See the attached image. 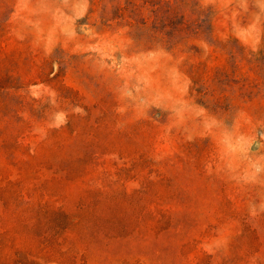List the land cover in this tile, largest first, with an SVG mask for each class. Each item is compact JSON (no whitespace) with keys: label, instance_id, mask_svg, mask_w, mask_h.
Listing matches in <instances>:
<instances>
[{"label":"rangeland","instance_id":"374dc122","mask_svg":"<svg viewBox=\"0 0 264 264\" xmlns=\"http://www.w3.org/2000/svg\"><path fill=\"white\" fill-rule=\"evenodd\" d=\"M61 205L85 219L57 241ZM20 261L264 264V0H0V264Z\"/></svg>","mask_w":264,"mask_h":264},{"label":"trees","instance_id":"16d2710c","mask_svg":"<svg viewBox=\"0 0 264 264\" xmlns=\"http://www.w3.org/2000/svg\"><path fill=\"white\" fill-rule=\"evenodd\" d=\"M55 215V218L52 221H49L50 223L53 222L54 229H52L50 232L51 236L54 239H58L59 241L60 236L62 235H72L77 230L78 225L84 221L85 216H77L75 219L73 214L68 211V209L65 207V205H61L58 208H55V210L52 212ZM51 212L47 211V215H49ZM157 215H159V219L155 226L150 225L149 230L156 231L157 234L161 233L163 231L167 232L169 231V224L165 225L164 220L167 219L168 222L170 221V211L168 209L160 208L157 210ZM51 220V219H50ZM79 233V232H78ZM21 264H23L22 261H20Z\"/></svg>","mask_w":264,"mask_h":264}]
</instances>
